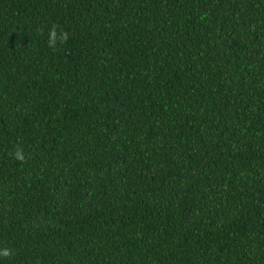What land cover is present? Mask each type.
<instances>
[{
  "label": "trees",
  "instance_id": "1",
  "mask_svg": "<svg viewBox=\"0 0 264 264\" xmlns=\"http://www.w3.org/2000/svg\"><path fill=\"white\" fill-rule=\"evenodd\" d=\"M4 247L264 264V0H0Z\"/></svg>",
  "mask_w": 264,
  "mask_h": 264
},
{
  "label": "clouds",
  "instance_id": "2",
  "mask_svg": "<svg viewBox=\"0 0 264 264\" xmlns=\"http://www.w3.org/2000/svg\"><path fill=\"white\" fill-rule=\"evenodd\" d=\"M41 34H43L41 32ZM69 39V33L60 25L52 24L48 30L47 45L53 51L57 50L60 45L66 44ZM13 159L20 163H26L27 157L22 146L17 145L10 153ZM15 250L10 247L0 248V258L11 259Z\"/></svg>",
  "mask_w": 264,
  "mask_h": 264
}]
</instances>
